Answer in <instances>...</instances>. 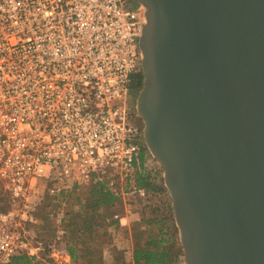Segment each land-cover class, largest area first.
<instances>
[{
    "label": "built area",
    "instance_id": "2783aa9c",
    "mask_svg": "<svg viewBox=\"0 0 264 264\" xmlns=\"http://www.w3.org/2000/svg\"><path fill=\"white\" fill-rule=\"evenodd\" d=\"M144 23L132 0H0V264L69 258L61 208L46 246L34 229L64 190L95 178L145 196L132 177L141 159L152 165L129 103Z\"/></svg>",
    "mask_w": 264,
    "mask_h": 264
},
{
    "label": "water",
    "instance_id": "95a60500",
    "mask_svg": "<svg viewBox=\"0 0 264 264\" xmlns=\"http://www.w3.org/2000/svg\"><path fill=\"white\" fill-rule=\"evenodd\" d=\"M144 8L135 110L185 264H264V0Z\"/></svg>",
    "mask_w": 264,
    "mask_h": 264
},
{
    "label": "trees",
    "instance_id": "16d2710c",
    "mask_svg": "<svg viewBox=\"0 0 264 264\" xmlns=\"http://www.w3.org/2000/svg\"><path fill=\"white\" fill-rule=\"evenodd\" d=\"M141 150L145 151L146 148L141 145ZM145 159H148V154ZM145 161L144 159L140 160L139 169L134 172L132 177L134 184L145 190V196L138 198L135 195H127V197L133 198L130 201L131 209L134 210V208L139 207L140 209L154 212L153 216L150 215L153 218V223L161 226L158 227L157 235L154 237L148 236L143 244H141L140 240L135 241L132 258L134 264H179L183 253L177 238H175L176 231L169 195L166 188L160 183V175L156 171V167L152 166L148 168V166H144ZM89 183H91L89 196L86 199H82L81 201V199L75 196L79 192L76 186L64 190L59 194V200L46 202L42 205L39 219L34 224L35 239L44 246L54 239L56 231L60 227L62 239L66 244L70 261L73 264H78V260L83 258L84 254L81 256L78 254L75 246L77 240L73 239L69 241L70 235L75 237L74 235L78 232H86L87 230L91 232L92 230L90 224L84 219L82 220L83 223L88 224L85 228L78 227L77 222L73 220L76 217H85L84 211L86 210H90L93 213L98 212L100 208L113 204L115 200L122 196L119 186H116V189L113 190L105 182L95 178H91ZM128 185V178H126L124 184L125 190ZM58 208L62 210L59 213V227L55 223L57 212H52V209ZM157 209L162 211L160 216H156L155 212L158 211ZM137 238H139V235H137ZM42 260L47 261V263L52 262V258L48 256L47 250H43L38 258L26 253L16 254L12 256L9 264H45Z\"/></svg>",
    "mask_w": 264,
    "mask_h": 264
},
{
    "label": "rangeland",
    "instance_id": "374dc122",
    "mask_svg": "<svg viewBox=\"0 0 264 264\" xmlns=\"http://www.w3.org/2000/svg\"><path fill=\"white\" fill-rule=\"evenodd\" d=\"M135 101L136 99L134 100L132 98L129 100V103L134 108ZM139 118L140 126L143 130V120L141 117ZM141 145L146 148L144 141ZM144 153L146 155L148 154L150 165L156 167V171H158L160 175V183H162V168L155 159L150 157L147 148ZM159 167L161 168V171ZM90 185L91 183L81 185L78 188L79 192L75 196L81 199V201L82 199H86L89 196ZM132 199V197L121 196L119 199L115 200L113 204L100 208L98 212L93 213L90 212V210H86L84 211L85 217H76L73 220L77 222L78 227L85 228L88 226V224H90L92 227L91 232H88L87 230L86 232H78L74 235L75 237H73V235H70V238L68 237L69 241H72L73 239L77 240L75 246L78 250V254L80 256L84 254L83 258L78 260V264H134L132 251L135 241L140 240L141 244H143L148 236L154 237L157 235L158 227L161 225L157 226L155 223H153L154 221L152 220V216L154 212L144 210L142 208L140 209L139 207L134 208V210L131 209L130 201ZM41 211L42 206L38 211L39 215L41 214ZM155 213L156 216H160L162 211L158 210ZM114 215H117V218H115ZM120 217H124V219H122L123 224H121L119 221ZM83 219L87 221L88 224L83 223ZM174 226L176 231L175 238H177L179 242L178 229L176 227L175 221ZM137 235H139V238H137ZM62 261V264H73L70 261V257H65V259H62ZM42 262L45 264L50 263H47V261L43 260ZM179 264H185L183 257L180 259Z\"/></svg>",
    "mask_w": 264,
    "mask_h": 264
},
{
    "label": "flooded vegetation",
    "instance_id": "af4514ba",
    "mask_svg": "<svg viewBox=\"0 0 264 264\" xmlns=\"http://www.w3.org/2000/svg\"><path fill=\"white\" fill-rule=\"evenodd\" d=\"M143 81V75L141 72V69L136 72V74L133 77V83H132V89L130 92V99H136L137 97V92L139 91ZM134 121L136 123H140V118L138 116H134Z\"/></svg>",
    "mask_w": 264,
    "mask_h": 264
},
{
    "label": "crops",
    "instance_id": "0c3cea01",
    "mask_svg": "<svg viewBox=\"0 0 264 264\" xmlns=\"http://www.w3.org/2000/svg\"><path fill=\"white\" fill-rule=\"evenodd\" d=\"M163 185V183H161ZM164 186V185H163Z\"/></svg>",
    "mask_w": 264,
    "mask_h": 264
}]
</instances>
